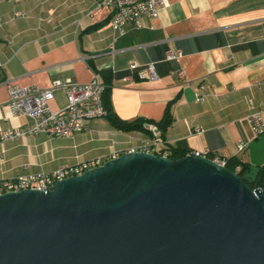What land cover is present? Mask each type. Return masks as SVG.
<instances>
[{
  "label": "crops",
  "instance_id": "obj_1",
  "mask_svg": "<svg viewBox=\"0 0 264 264\" xmlns=\"http://www.w3.org/2000/svg\"><path fill=\"white\" fill-rule=\"evenodd\" d=\"M168 2L160 17L145 19L143 29L124 25L120 36L110 26L109 9L90 14L94 0L3 1L0 131L34 125L6 106L7 83L49 89L54 80L87 84L98 74L114 114L125 122L158 124L169 110L173 123L163 137L169 147L261 166L264 134L253 136L247 119L252 109L264 117V0ZM171 52L181 56L168 61ZM149 64L155 65L156 80L147 78ZM178 70L186 84L175 76ZM54 95L49 106L58 111L66 97ZM112 126L107 118H95L73 137L43 133L5 141L0 181L118 157L149 138L146 130ZM241 144L245 148L239 151Z\"/></svg>",
  "mask_w": 264,
  "mask_h": 264
},
{
  "label": "water",
  "instance_id": "obj_2",
  "mask_svg": "<svg viewBox=\"0 0 264 264\" xmlns=\"http://www.w3.org/2000/svg\"><path fill=\"white\" fill-rule=\"evenodd\" d=\"M0 264H264V193L189 152H123L0 195Z\"/></svg>",
  "mask_w": 264,
  "mask_h": 264
},
{
  "label": "built area",
  "instance_id": "obj_3",
  "mask_svg": "<svg viewBox=\"0 0 264 264\" xmlns=\"http://www.w3.org/2000/svg\"><path fill=\"white\" fill-rule=\"evenodd\" d=\"M5 0H0V4ZM11 1V0H9ZM13 2L16 0H12ZM95 8L90 14L95 16L105 7L112 13L110 26L115 32H119L120 36L125 34L124 25H132L136 29H143L145 19H157L160 17L161 10L169 6L168 0H94ZM22 13L15 14V17H22ZM181 55L170 53L167 60L177 59ZM0 62V68H1ZM133 70L137 68L134 63L130 64ZM147 78L156 80V69L154 64L146 66ZM175 76L179 81L186 84L187 77L184 76L182 70L175 71ZM264 85V81L261 83ZM9 102L6 105L12 111L14 117L31 118L34 125L28 128H16L14 130L0 131V144L5 141H13L27 135L46 134L52 137H73L75 134L85 130L88 123L92 120L103 119L107 117L108 111L103 104L106 85L100 80L98 74H94L91 82L87 84L76 83L69 80H54L49 89L38 87H21L17 84L7 83ZM55 92H61L66 97V104L60 110H52L49 103L55 99ZM202 101L201 97L198 101ZM247 123L251 128L253 136L259 137L264 134V117L262 112H256L252 109L247 119ZM143 130L149 133V138L141 143L139 147L130 151V153H145L155 156H167L165 151L167 144L164 142L163 131L160 130L155 123H146ZM245 146L241 144L239 151ZM208 157V155H204ZM112 159L115 156L111 157ZM214 162L224 166V159L217 156L213 157ZM110 159H97L96 161L84 162L76 166H68L58 168V170L49 174H40L32 176H18L13 180L0 181V195L6 192H19V190H39L46 188L68 178L81 176L84 171H89L102 166L103 163Z\"/></svg>",
  "mask_w": 264,
  "mask_h": 264
},
{
  "label": "trees",
  "instance_id": "obj_4",
  "mask_svg": "<svg viewBox=\"0 0 264 264\" xmlns=\"http://www.w3.org/2000/svg\"><path fill=\"white\" fill-rule=\"evenodd\" d=\"M104 101L103 104L106 107L108 114L107 119L110 120L112 127L118 131L124 132H133V131H143V125L150 121L144 120H135V122H125L123 119L118 118L114 113L112 106L110 105V92L107 88L105 90ZM164 118L160 123L157 124L158 128L165 133L166 129L172 125L173 117L170 115L169 110H167L163 116ZM151 123V122H150ZM165 151L167 152V156L173 160L181 159L187 156L188 149L186 148H177V147H169L166 146ZM208 158L214 159L211 155H208ZM224 167H227L231 170V172L236 173L237 176L244 180L245 183L249 186L251 190H255L256 188L261 190L264 193V162L259 167H251L249 164L244 163L243 160L232 157L229 159H225Z\"/></svg>",
  "mask_w": 264,
  "mask_h": 264
}]
</instances>
